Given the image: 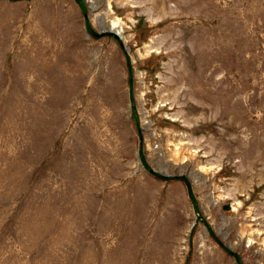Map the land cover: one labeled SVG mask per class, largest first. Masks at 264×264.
I'll return each mask as SVG.
<instances>
[{
    "label": "rangeland",
    "instance_id": "rangeland-1",
    "mask_svg": "<svg viewBox=\"0 0 264 264\" xmlns=\"http://www.w3.org/2000/svg\"><path fill=\"white\" fill-rule=\"evenodd\" d=\"M0 264H264V0H0Z\"/></svg>",
    "mask_w": 264,
    "mask_h": 264
},
{
    "label": "bare ground",
    "instance_id": "bare-ground-1",
    "mask_svg": "<svg viewBox=\"0 0 264 264\" xmlns=\"http://www.w3.org/2000/svg\"><path fill=\"white\" fill-rule=\"evenodd\" d=\"M118 31V30H117ZM121 34V33H120ZM203 57V56H202ZM175 89V88H174ZM82 97V96H81ZM83 105V104H82Z\"/></svg>",
    "mask_w": 264,
    "mask_h": 264
}]
</instances>
